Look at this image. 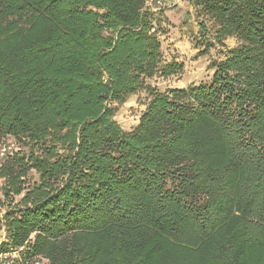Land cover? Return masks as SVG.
I'll return each mask as SVG.
<instances>
[{
  "label": "trees",
  "instance_id": "obj_1",
  "mask_svg": "<svg viewBox=\"0 0 264 264\" xmlns=\"http://www.w3.org/2000/svg\"><path fill=\"white\" fill-rule=\"evenodd\" d=\"M147 1L0 0L8 264H264V0H189L236 44L165 90Z\"/></svg>",
  "mask_w": 264,
  "mask_h": 264
},
{
  "label": "rangeland",
  "instance_id": "obj_2",
  "mask_svg": "<svg viewBox=\"0 0 264 264\" xmlns=\"http://www.w3.org/2000/svg\"><path fill=\"white\" fill-rule=\"evenodd\" d=\"M150 8L154 11L152 22L161 45L162 63L176 62L182 65L181 70L173 75L168 77L155 75L147 79V82L157 89L188 87L207 80L212 74L211 63L221 58L226 49L236 44L233 37H227L219 42L215 38L217 27L210 20H204L205 30L202 31L199 26L202 18L189 0H164L160 8L151 5ZM147 102L148 95L143 90L137 91L122 104H118L114 118L123 129L128 130L136 124ZM37 179V174L33 170L29 171L26 185ZM20 196L12 195V202L10 198H6L0 204L1 210L6 211L17 203ZM3 255L6 256L0 258L1 264H8L7 256L18 257L14 252Z\"/></svg>",
  "mask_w": 264,
  "mask_h": 264
},
{
  "label": "built area",
  "instance_id": "obj_3",
  "mask_svg": "<svg viewBox=\"0 0 264 264\" xmlns=\"http://www.w3.org/2000/svg\"><path fill=\"white\" fill-rule=\"evenodd\" d=\"M147 3H148V5H151L154 8H160L163 5L164 0H148ZM16 150H18V147L13 140L8 139V140L0 141V166L5 161V159ZM5 185H6L5 178L0 175V204L5 200L4 194H3V188L5 187ZM0 210H1V205H0ZM4 213H5V211L1 210V212H0V226H1L0 243L5 238L4 223H2ZM2 257H5V255L0 253V258H2Z\"/></svg>",
  "mask_w": 264,
  "mask_h": 264
}]
</instances>
